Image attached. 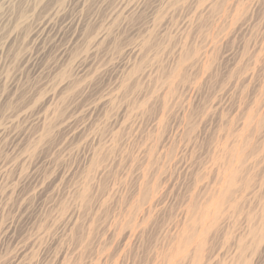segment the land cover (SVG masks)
<instances>
[{
    "label": "rangeland",
    "instance_id": "374dc122",
    "mask_svg": "<svg viewBox=\"0 0 264 264\" xmlns=\"http://www.w3.org/2000/svg\"><path fill=\"white\" fill-rule=\"evenodd\" d=\"M0 264H264V0H0Z\"/></svg>",
    "mask_w": 264,
    "mask_h": 264
},
{
    "label": "bare ground",
    "instance_id": "6f19581e",
    "mask_svg": "<svg viewBox=\"0 0 264 264\" xmlns=\"http://www.w3.org/2000/svg\"><path fill=\"white\" fill-rule=\"evenodd\" d=\"M135 48V47H134Z\"/></svg>",
    "mask_w": 264,
    "mask_h": 264
}]
</instances>
